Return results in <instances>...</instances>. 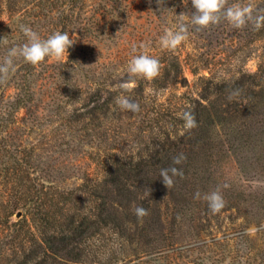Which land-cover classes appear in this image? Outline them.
Here are the masks:
<instances>
[{
	"label": "trees",
	"instance_id": "16d2710c",
	"mask_svg": "<svg viewBox=\"0 0 264 264\" xmlns=\"http://www.w3.org/2000/svg\"><path fill=\"white\" fill-rule=\"evenodd\" d=\"M35 1L38 3L28 13L39 19L49 0ZM10 8L14 14L23 15L22 10ZM257 11L264 13V0ZM86 25H82V32L91 33V27ZM250 37L252 43L264 41V27ZM87 58L85 55L81 60ZM76 59L79 61L71 51L61 67L72 68ZM158 60L160 75L153 80L130 78L127 68L117 74L96 70L90 75L72 70L80 74L78 80L67 72L63 83L53 88L50 85L55 84L59 65L46 61L33 66L15 58L18 67L10 80L17 85L18 93L10 101L1 89L6 82L0 83V133H5L0 136V148L11 163L7 173H12L16 165V171L25 175L19 184L24 197L18 200L23 209L35 212L37 221L32 228L38 235L19 248L14 245L13 234L10 239L0 238V264H103L99 249L91 250L90 242L99 241L107 233L122 244L141 243L160 256L162 248L175 245L176 232L182 227L194 225L197 234L203 223L210 227V218L219 213L235 209L243 215L252 214L254 202L264 197V186H253L250 179L252 173L264 174V54L254 72L239 70L227 77L209 72L207 77H199L203 84L196 95L174 94V100L163 102L153 98L148 90L163 91L177 84L185 87L186 79L179 57ZM105 61L107 58L97 55L90 60L96 66H103ZM37 83L44 86L43 90L39 91ZM122 83H128L130 90L121 89ZM237 90L239 94L229 100ZM121 95L138 103L139 111L120 108L116 98ZM30 107L31 119L38 118L40 109L53 108L49 111L62 114V123L74 132L69 134L78 145L75 149L83 153L81 147L89 148L88 158L95 168L78 170V184L66 187L63 180L39 182L37 177L31 178L30 164L16 158L22 153L27 155L29 149L10 134L15 128L9 124L18 110L28 112ZM185 111L195 116L196 127H184L179 116ZM69 139L63 137L59 143L63 153L72 151L73 140ZM179 154L186 159L173 165V157ZM172 166L181 169L183 177H174L173 186L167 189L160 170ZM213 191L222 196L216 211L209 208L204 198ZM0 206L5 217H9L17 204L10 205L5 199ZM136 207L147 209L149 214L138 218ZM256 224L264 241V227L260 221ZM254 241L245 236L241 257L207 254L197 258V264H221L226 258H233L229 260L236 263L261 264L255 255L258 249ZM211 243L218 241L212 238ZM166 257L168 254L160 258Z\"/></svg>",
	"mask_w": 264,
	"mask_h": 264
},
{
	"label": "rangeland",
	"instance_id": "374dc122",
	"mask_svg": "<svg viewBox=\"0 0 264 264\" xmlns=\"http://www.w3.org/2000/svg\"><path fill=\"white\" fill-rule=\"evenodd\" d=\"M37 3L35 0H0V63H3L12 47L22 46L27 42L21 25L31 27L43 39L57 31L67 32L75 41L68 49V57L66 55L60 59L49 57L44 61L60 66L55 71L57 72L55 84L50 85L53 88L63 83L64 74L67 72L78 80L80 74L78 76L72 73V70L76 72L82 70L88 74L96 70L104 74L108 72L117 74L128 68L134 56L142 53L156 59L175 55L181 62L186 86L177 84L163 91L148 90L159 102L171 101L175 99L174 94L186 92L196 95L203 84L199 77H207L209 72L221 77L230 76L239 70L254 72L264 54V41L251 42L250 34L253 35L259 30L251 22L242 28H235L226 19H221L219 24L197 30V26L191 23L195 11L191 0H49L42 10L44 15L39 19H33L29 17L28 12L32 11L30 9ZM249 3L256 9L255 15L262 0H228L226 7ZM10 6H14L17 11L22 10L23 15L19 16L18 12L14 14ZM182 13L183 23L188 26V39L175 49L162 48L160 37L164 35L166 29L177 30L181 23L179 15ZM85 23L91 27V33L82 32L81 28ZM71 51L73 55L79 57V61L76 59V65L72 68H62L61 65L68 60ZM85 55L88 58L82 61L81 57ZM93 55L107 58V61L103 66H96L90 62ZM192 70L196 73L194 74ZM85 78H82V82ZM40 84L37 83L40 86L39 91L44 88ZM16 86L10 79L2 86L6 100L10 101L18 93ZM51 109L53 108L46 111L40 109L41 115L38 114L36 119L30 118L31 107L28 112L20 109L13 115L14 121H11L9 126L15 130L10 134L15 135L18 141L22 140L25 149H29L27 155L22 153L16 155V158L30 164L32 168L30 172H33L31 178L37 177V181L44 183L45 180H55V183L63 180L66 187H72L81 182L77 178L78 170L93 171L95 167L88 158L89 148L81 147L83 153L75 149L76 141L70 135L74 132L66 129L62 123V114L58 116L49 111ZM0 136L4 137L5 133H0ZM63 137L74 139L71 142L72 151L69 153H63L59 145ZM22 145L20 152L23 151ZM10 167L11 163L0 148V203L6 199L10 205L17 204L11 209L9 217H5L0 206V238H9L13 234L16 238L14 245L18 247L38 235L37 230L32 228V225L36 226L37 219L34 211H26L19 204L18 198L24 197V189L19 185L22 182L20 179L25 176L24 173L16 171L14 165L10 171L12 173L9 174L6 169ZM252 175L254 176L250 179L253 180V186H264V174L255 172ZM261 194H264L263 190ZM31 197L34 200L33 195ZM17 211H21V217L14 220L13 216ZM253 216H258L259 219L255 220ZM209 221L210 227L204 226L203 223L202 231H198L197 234L194 225L182 227L176 232L175 245L167 246L168 249L162 248L160 256L154 253V249H147L141 243L122 244L109 233L99 241L90 242V249H99L103 264H197L196 259L207 254L224 256L237 254L241 257L247 235L255 239V247L258 249L255 255L257 260L264 264V241L261 229L256 224L260 221L261 227H264V197L261 201L254 202L252 214L243 215L242 211L232 209L231 212L219 213L218 217L210 218ZM212 238L218 243L212 244ZM170 244L171 242L168 243ZM167 254L168 257L160 258ZM229 259L233 258H226L221 264H245L243 261L236 263Z\"/></svg>",
	"mask_w": 264,
	"mask_h": 264
},
{
	"label": "clouds",
	"instance_id": "9594fccd",
	"mask_svg": "<svg viewBox=\"0 0 264 264\" xmlns=\"http://www.w3.org/2000/svg\"><path fill=\"white\" fill-rule=\"evenodd\" d=\"M194 13L191 18V23L200 28H207L210 25H216L221 22V19H226L235 28H242L251 22L256 29L264 27V13H257L254 6L249 4H232L227 6L228 0H191ZM181 23L177 26V30L166 29L163 36L160 37V45L164 49H175L182 42L188 39V26L183 23V13L179 15ZM21 31L27 38V42L22 46L12 47L7 57L0 64V83L7 82L11 75L15 73L18 65L14 63L15 58H22L25 62L37 66L44 62L46 58L54 57L60 59L65 55L68 57V49L73 46L75 41L70 38V35L64 31H57L48 38L43 39L31 27L21 25ZM160 61L149 56L147 53L134 56L129 64L127 71L131 77H142L148 80H153L160 75ZM121 89L129 91V84L122 83ZM238 90L230 94L229 100L233 95H238ZM116 104L133 113L139 111V104L132 101L130 98L123 95L116 98ZM180 119L184 120V127L191 129L196 127L195 116L190 111H185L180 114ZM183 154L173 157V165H179L185 160ZM183 177V172L175 166L169 168H162L160 170V178L167 189H170L174 184V177ZM197 197L200 195L196 194ZM166 197V196H165ZM164 197V198H165ZM163 198V199H164ZM208 206L212 211H216L222 202V196L218 191L208 193L204 197ZM135 215L138 218L147 216L149 213L143 207H136L134 209Z\"/></svg>",
	"mask_w": 264,
	"mask_h": 264
},
{
	"label": "water",
	"instance_id": "95a60500",
	"mask_svg": "<svg viewBox=\"0 0 264 264\" xmlns=\"http://www.w3.org/2000/svg\"><path fill=\"white\" fill-rule=\"evenodd\" d=\"M21 211H17L16 214L13 216L14 220H18L21 217Z\"/></svg>",
	"mask_w": 264,
	"mask_h": 264
}]
</instances>
